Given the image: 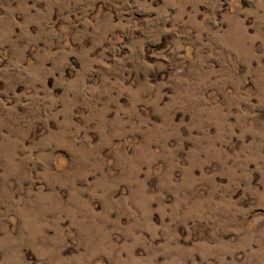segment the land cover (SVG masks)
<instances>
[{
  "label": "rangeland",
  "instance_id": "1",
  "mask_svg": "<svg viewBox=\"0 0 264 264\" xmlns=\"http://www.w3.org/2000/svg\"><path fill=\"white\" fill-rule=\"evenodd\" d=\"M0 264H264V0H0Z\"/></svg>",
  "mask_w": 264,
  "mask_h": 264
}]
</instances>
